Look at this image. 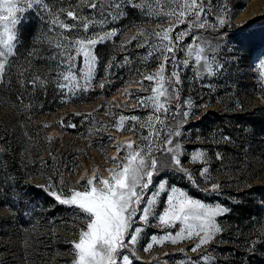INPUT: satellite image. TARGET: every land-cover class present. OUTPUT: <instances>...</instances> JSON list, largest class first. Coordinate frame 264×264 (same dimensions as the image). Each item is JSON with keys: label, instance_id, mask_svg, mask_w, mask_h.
Returning a JSON list of instances; mask_svg holds the SVG:
<instances>
[{"label": "rangeland", "instance_id": "374dc122", "mask_svg": "<svg viewBox=\"0 0 264 264\" xmlns=\"http://www.w3.org/2000/svg\"><path fill=\"white\" fill-rule=\"evenodd\" d=\"M48 2L51 4L52 13H56L60 7L75 4L73 0H48ZM143 2L150 5L153 13L170 10L167 0H143ZM213 5L215 15H222L225 18V24L217 28L209 26L204 30L194 31L193 34L201 35L213 44L219 43L217 54L225 64V69L222 74L212 78L205 77L204 80L197 82L193 78L191 62L188 68H184L181 63L179 67L181 84L176 85L179 90V103L182 105L181 111L184 110L185 99H190L193 102L192 114L195 118L192 116L188 118L181 129L182 135L174 138L173 143L177 139L181 141L182 166L193 174L199 187L194 186L184 173L161 168L153 176V185L148 191L154 190L156 184L163 178L167 181L166 187L176 186L186 191L192 198L226 207L223 202L234 201L232 192L235 188L264 185V140H260L264 139V128L258 134L252 126L256 119L264 118V81L259 78V64L264 61V0H213ZM27 12L30 11L26 10L23 13L24 17L27 16ZM138 13L146 19V23H137L123 31L122 27L128 23L124 21V9V15L118 21L104 26L105 29H119V34L110 41L114 53L107 54L109 56L107 63L111 61L113 65L111 74L104 78L105 72H103L99 76V67H97L96 80L100 81L103 78L105 85L103 89L94 87L87 93H79L61 109L42 114L37 113L34 104L31 102L24 104L22 100L0 108V113L12 120L14 132L22 137L25 145L29 147V157L35 164L32 170L35 175L32 183L41 187L53 200L47 203L35 199L34 218L30 221L26 218V214L21 216L18 208H12L0 202V264H71L74 255L70 242L78 239L79 230L86 225L83 220L72 215L73 209L60 205L51 193L55 191L67 197L70 195V188L83 191L82 184L86 172L89 176L95 172L97 176L110 178L107 169L119 170L112 162V157L119 158L123 155L115 151V144L135 142L134 146L141 145L142 141L137 133L128 131L131 121L125 122L123 131H118L111 126L118 121L121 114L137 115L143 120L152 111L151 108L135 106V95L131 97L128 95V93L139 96L151 95V89L148 87L151 82L144 80L143 86L139 83L143 79L141 72L154 73L160 62L157 59L159 52L151 56L146 55L152 51L151 45L156 38L153 36L145 38L139 33L160 31L170 25L167 22L168 17L163 14H153L149 17L141 10L140 12L138 10ZM59 16L65 23L73 22L64 13H59ZM54 18L53 14H45L42 19L45 27L49 28V21ZM209 20L216 23L213 16H209ZM253 20L258 22L254 23ZM172 24L176 25L177 22L173 20ZM186 27V24L176 26L171 33L173 38L176 33ZM56 31L59 29L54 31L55 34ZM64 35L71 37L73 32L65 31ZM190 38L186 37L177 45L175 54L178 63L185 56L181 49ZM145 39L147 40L145 47L136 46ZM253 43L258 48L248 54ZM39 46L43 45H38V49H40ZM113 56L115 59H112ZM125 56L129 57L130 61L126 65L123 64ZM10 64L12 65L11 73L19 77L17 82L20 89H23L25 78L20 75L19 62L15 63L14 59H10ZM172 67L170 60L165 71L166 77L171 73ZM21 81H23L22 84ZM206 82L212 83L213 88L202 87ZM93 83L95 84V81ZM12 85L11 82V87ZM54 89L48 92L44 86V95L50 94L53 99L61 101L59 91L55 86ZM124 89L127 91L125 92ZM94 95H98L94 100L82 103L83 99L94 97ZM71 101H79V103ZM175 103L174 101L172 104L173 110ZM199 105H206V107L201 108L198 107ZM170 123L171 114L165 120L166 125ZM69 125H75V127H69ZM156 127L160 128V125L157 124ZM105 128L108 130L105 131ZM172 130L167 129V131ZM139 134L147 135V129H139ZM166 134V131H161L159 140H165ZM223 135L230 136L231 140L227 142L222 140ZM109 137L114 143H108ZM98 145L102 147H97ZM194 149L207 150V165L202 162H188ZM216 152L221 153L222 159L216 158ZM159 156L160 149L153 144V151L148 159ZM204 166L209 167L212 177L207 182L199 176V169ZM61 177L63 183H58ZM185 183L190 189L182 186ZM213 183L221 185L217 192L203 190L210 188ZM17 190L20 191V188ZM191 191L202 193L203 198L194 197ZM23 192H29L28 188ZM166 195L167 192L159 197L152 210L154 215L150 217L148 225L137 223L133 225V227L144 228L136 245V256L139 259H133V264H166V262L175 264L177 257L184 256V258L195 260L202 255L214 257L215 264H222L220 262L222 256H226L228 262L236 256L239 263L246 259L245 261H249V264H261L260 261L262 257L264 258V214L261 222L257 223L260 227V237L251 229L240 238L235 234L231 236L228 220L222 219L226 212L217 218L222 232L217 234L210 244L202 246L197 253L187 251L194 246L195 238L181 241L176 245L165 242L162 247L154 245L148 252L143 251L151 235L175 233L180 227L179 224L176 228L157 227L158 221L155 216L162 213ZM147 198L146 196L145 200ZM140 207L143 208L144 204L142 203ZM238 238L239 240L235 241ZM232 244L236 245L234 251L229 250ZM181 249L184 253H181ZM165 253L168 255L166 256ZM252 253L257 255L256 262L253 259L248 260Z\"/></svg>", "mask_w": 264, "mask_h": 264}, {"label": "snow or ice", "instance_id": "6c2138e0", "mask_svg": "<svg viewBox=\"0 0 264 264\" xmlns=\"http://www.w3.org/2000/svg\"><path fill=\"white\" fill-rule=\"evenodd\" d=\"M167 2L170 10L153 13L150 5L143 0H76L75 4L60 7L56 13H52L48 0H0V83L6 82L5 70L10 59L19 57L17 51L20 43L19 25L27 22L23 13L26 10L32 11L38 19H43L45 14H53L55 18L49 21L48 32L56 29L59 31H56L55 36L47 37L48 54L39 55L37 48H30L27 56L46 62L51 81L61 95V103H68L79 93H87L94 87L104 88L103 78L100 81L96 80L98 57L95 49L99 44L113 41V38L119 34V29H105L104 26L118 21L124 15L125 8H137L149 17L153 14H163L168 17L169 27L151 33L143 31L139 33L145 38L148 36L156 38L151 45L152 51L148 52L147 56L155 52L160 53L157 57L160 61L156 66L157 70L152 74L141 72L143 79L139 81L142 86L144 80L151 82L148 86L151 89V95L139 96L128 93L130 97L135 95V106L151 108L152 111L143 120L137 115L121 114L118 121L111 126L118 131H123L125 122L131 121L128 131L137 133L142 141L141 145L134 146L135 142L115 144V151L123 155L119 158L112 157V162L119 170L107 169L110 178L97 176L95 172L89 176L86 172L82 184L83 191L70 188V195L67 197L55 191L51 193L60 205L73 209L72 215L83 220L86 225L85 228L79 230L78 239L70 242L74 255L71 264H118V261L119 264H133V259H139L136 256V245L144 231L143 227H133V225L134 223L148 225L150 217L154 215L152 210L161 194L165 192H167L165 207L161 214L155 216L158 221L157 227L176 228L177 224L180 227L175 233L165 232L162 235H151L143 251L148 252L154 245L162 247L165 242L176 245L181 241L195 238L194 246L187 251L197 253L202 246L210 244L216 235L222 232L217 218L228 212L226 207L192 198L186 191L176 186L166 187L167 181L163 178L156 184L154 190L148 191L153 185V176L161 168L184 173L194 186L199 187L193 174L182 166L181 141L177 139L173 143L174 138L182 135L181 129L188 118L190 116L195 118L192 114V100L185 99L184 110L181 111L179 90L176 87L181 84L179 67L182 63L184 68H188L191 62L193 78L197 82L204 80L205 77L212 78L217 74H222L225 69V64L217 54L219 43L213 44L207 38L193 34L194 31L204 30L209 26L217 28L225 24L226 21L222 15H215L213 0H167ZM78 8L81 11L77 12ZM83 8H87L88 13H84ZM59 13H64L73 22L65 23L60 19ZM189 16L191 19H188ZM209 16H213L216 23H212ZM173 20L177 22L176 25L172 24ZM179 24H186L187 27L176 33L173 38L171 33ZM97 27L100 28L99 31H90V28ZM65 31L74 32L76 35L71 37L64 35ZM186 37L191 38L181 49L185 56L178 63L175 54L177 45ZM146 43L145 39L136 46L145 47ZM112 59L115 57L113 56ZM170 60L173 67L166 77L165 71ZM14 62H18V59ZM129 62V57L125 56L123 64L126 65ZM112 67L111 61L105 65L104 78L111 74ZM259 69V78L264 81V61L260 62ZM23 74L21 71L20 75L23 76ZM28 82L33 88L38 84L44 87L49 82V78L36 75ZM202 87L212 89L213 84L206 82ZM124 91L127 90L124 89ZM174 101L176 103L173 110ZM198 107L203 108L206 105ZM169 114H171V123L166 125L165 120L169 118ZM157 124L160 128L156 127ZM69 127H75V125H69ZM168 128L173 130L167 131ZM139 129H147V135H140ZM107 130L108 128H105V131ZM161 131L167 133L163 141L159 140ZM221 139L227 142L231 140V137L223 135ZM108 143H114L111 137ZM153 144L160 149V156L149 160ZM3 151L4 149L0 148V152ZM206 151L205 149H194L188 162H202L207 165ZM215 155L217 159H222L220 152H216ZM199 176L205 182L210 181L212 177L209 167L200 168ZM7 179L8 177H5L4 182H7ZM58 183H63L62 177ZM220 188V184L213 183L210 188L203 190L217 192ZM2 190L0 187V191ZM146 196L147 200H145ZM142 203L143 208L140 207ZM138 215L139 220H137ZM181 253H184L183 249ZM165 255L167 256L168 253ZM175 264H215V258L202 255L193 260L180 256L177 257Z\"/></svg>", "mask_w": 264, "mask_h": 264}, {"label": "trees", "instance_id": "16d2710c", "mask_svg": "<svg viewBox=\"0 0 264 264\" xmlns=\"http://www.w3.org/2000/svg\"><path fill=\"white\" fill-rule=\"evenodd\" d=\"M76 3V0H73ZM137 8H125V19L128 22L122 27L125 31L137 23H146V19L138 13ZM77 12L81 9H76ZM87 8H83L84 13H88ZM140 12V10H139ZM27 22H22L18 30L19 46L18 54L19 57L11 58L20 64L19 70L23 71V78H25V84L23 89H20L18 85V76L11 73L10 69L12 65L10 64L6 67L5 72V83H0V108L7 106L10 103H19L22 100L25 103L31 102L36 107L37 113H47L50 111H55L61 109L62 107L68 105V103H61L59 100H55L52 96L44 95V87H40L39 84L33 88L29 84V80L40 75L42 78L48 76L49 82L45 85L46 90L50 92L54 89V83L51 81V76L47 71V64L44 60H39L34 57H28L27 53L30 48H37L39 55L46 56L48 54L49 45L47 42V37L55 36V32H48V28L43 24L42 19H38L37 16L32 12H27L25 16ZM188 19H191L189 16ZM252 22H258V20H253ZM99 28H90V31H97ZM46 34V35H44ZM76 33L73 32V36ZM111 42H106L97 45L95 52L98 57V67L99 76L103 74L105 65L107 63L108 55L112 52L114 53V48L110 44ZM258 48L256 44H251V49L248 51L252 53ZM108 54V55H107ZM17 62V63H18ZM16 63V62H15ZM11 82L13 83L11 87ZM10 83V84H9ZM7 86V87H6ZM14 87V89H13ZM19 88V89H18ZM16 89V91H15ZM98 95L94 97L83 99L82 103L90 102L94 100ZM72 103H79V101H71ZM12 120L7 115L0 113V148L4 151L0 152V202L6 204L12 208H18L21 216L26 214L28 221L34 218V211L36 209L35 199L42 200L48 203L53 202L51 196L43 191L41 187H38L32 183L34 178L33 168L35 164L31 161L29 157V147L25 145V141L22 137L14 132V127H12ZM255 131L260 134L264 128V118L256 119V122L252 124ZM261 138V137H260ZM261 141L264 139H260ZM5 177H8L7 182ZM186 189H190L188 184L182 185ZM24 187V188H23ZM20 188V191L17 190ZM28 188L29 192H23ZM191 194L197 198H203L202 193L197 191H191ZM233 202L229 203L224 201L223 204L228 209V212L222 217L223 220H228L229 233L231 236L244 235L248 230H252L255 234L260 237V227L257 223L261 222L264 214V185H249L246 188H235L232 192ZM32 198V199H30ZM235 239L236 240H239ZM234 241V240H233ZM234 244L229 248L230 251H234ZM225 251V250H223ZM226 256H222V264H249V261H244L239 263L237 257L233 256L229 262ZM241 259V258H240ZM253 259L256 262L257 255L252 253L248 260ZM258 262V261H257ZM261 264H264V258L262 257ZM256 264V263H253Z\"/></svg>", "mask_w": 264, "mask_h": 264}]
</instances>
